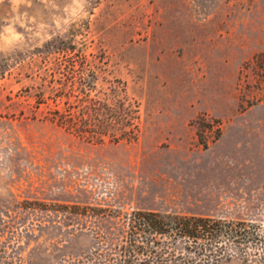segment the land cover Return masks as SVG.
<instances>
[{
  "label": "rangeland",
  "instance_id": "rangeland-1",
  "mask_svg": "<svg viewBox=\"0 0 264 264\" xmlns=\"http://www.w3.org/2000/svg\"><path fill=\"white\" fill-rule=\"evenodd\" d=\"M87 98L137 137L53 119ZM137 209L264 221V0H0V264H98Z\"/></svg>",
  "mask_w": 264,
  "mask_h": 264
},
{
  "label": "trees",
  "instance_id": "trees-1",
  "mask_svg": "<svg viewBox=\"0 0 264 264\" xmlns=\"http://www.w3.org/2000/svg\"><path fill=\"white\" fill-rule=\"evenodd\" d=\"M87 102L83 108L88 111L82 117L75 118L69 110L56 111L53 119L92 141H102L108 133L115 141L137 137L138 125L134 120L138 110L131 104L111 106L95 98H87ZM103 109L112 111L108 114ZM124 120L128 128L121 134L109 131ZM84 122L89 124L83 125ZM74 207L73 214L87 216V208ZM101 211L106 210H94L90 216ZM108 216L115 218L119 232L99 238L104 250L98 252V264H217L232 258L240 259L242 264H264V221L145 209L111 211ZM87 262L92 263L90 258Z\"/></svg>",
  "mask_w": 264,
  "mask_h": 264
}]
</instances>
